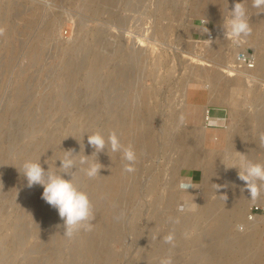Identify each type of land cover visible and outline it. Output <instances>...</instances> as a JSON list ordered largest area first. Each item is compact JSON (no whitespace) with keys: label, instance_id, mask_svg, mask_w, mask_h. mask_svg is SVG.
<instances>
[{"label":"rangeland","instance_id":"374dc122","mask_svg":"<svg viewBox=\"0 0 264 264\" xmlns=\"http://www.w3.org/2000/svg\"><path fill=\"white\" fill-rule=\"evenodd\" d=\"M48 2L51 8L45 6V0H0V264H81L87 261L82 250L88 245L96 251L108 249L112 254L107 262L98 260L96 256L88 264H136L147 250H155L158 245L162 249L173 250L171 255L175 254L176 264H185L187 255L179 251L184 243L200 233L198 229L206 222L193 223L182 231L183 234L180 232L174 248L154 238V233L169 229L167 215L189 217L190 220L199 215L203 200L214 202L222 191L213 189L207 194L202 191L203 163L179 164L178 167L180 148L177 149L176 144L179 134L184 131L200 132L197 134L198 141L195 138V151L202 160L214 155L216 164L211 166L214 176L233 175L235 181H239L234 186H238L244 181L238 178V169H228L222 163L224 154L230 153L234 158L238 157L237 152L247 155L243 146L253 143L261 130L262 123L260 119L255 120V116L264 108V73H256L255 68L251 72L245 69L235 72L231 64L239 49H235L225 37L221 47L231 54L228 61L225 59L228 64L206 49L215 42L216 36L219 38L220 34H224V30L219 28H223L227 9L231 10L234 3L242 0H224L219 22L210 12L198 11L196 0ZM259 11L252 7L251 1L248 8L250 19L255 18L264 38V17ZM204 20L207 21V33L200 30ZM258 45L255 47L247 40L240 49L253 53L257 63L258 52L262 48V44ZM99 55L104 58L98 60ZM211 70L224 74L229 70L230 74L235 73L234 77L243 79L237 77L240 81L227 86L219 85V88H226L223 93H228L222 96L219 88L212 90V82L204 77V73ZM241 71L246 72H242L241 76ZM192 85L203 86L214 93L218 101L212 94L211 97L215 98L216 105L230 104L232 88L239 89L232 91L238 101L229 107L230 111L233 108L235 118H228L223 127L226 125L229 128L231 124L232 128L239 129L238 136L234 138L239 140L241 147H227L234 139L229 135L219 146L223 134L221 129H227H219L222 133L219 136L216 129L213 133L205 128L203 120L207 106L202 105V109L198 105L199 110L197 105L189 104L185 95L186 87ZM197 109L201 113L198 116L195 113ZM117 110L124 114L133 110L135 113H131L133 116L136 114L135 118L140 115L138 118L145 119L147 115V123L150 124L147 127L155 150L140 158L135 172L125 175L124 179L131 181L128 184L136 187V194L129 201L118 200L119 204H115L116 193L113 192L99 196L104 176L117 169L116 162H113L116 156L108 153L111 150L97 155L103 166L100 176L89 180L78 174L79 186L88 193L95 208V227L92 232H81L75 239L69 240L63 236V221L57 210L42 199L43 187H27V180L19 170L25 160L39 158L46 170L49 166L59 168L60 161L57 159L63 157V151L74 149L79 153L81 145V155L84 152V155L91 156L94 149L83 133L102 131L107 135L115 130L111 128L114 116L117 119L124 115L118 114ZM203 112L205 115L202 116ZM199 115L203 120L198 118ZM181 116L184 123L179 125ZM135 133V128L134 132H126L131 138L135 137ZM200 134L207 139L201 140ZM251 153L252 161L264 162V153L260 149ZM184 175L191 177L194 192H181V188L185 187ZM175 182V201L171 202L167 197L169 192L173 193ZM242 183L240 186L245 185ZM150 185H155V189L148 190ZM241 194L245 204L241 218L232 222V230L244 235L247 227L239 230L238 225L244 222L251 204L264 203V196L257 202L252 201L245 186ZM181 197L187 199L183 201ZM186 203L194 211H181ZM106 208H117L119 214L126 213L125 219L117 223L115 231L118 234L109 242L96 237L98 227L103 230V236L111 234L108 229L107 233L104 232L108 227L103 224L108 220L98 216ZM153 213L161 215H156L160 218L159 223L157 218L151 220ZM261 221L264 218L254 221L259 226L258 231L249 235L246 246L251 251L252 264L257 259L264 261V226ZM254 222L248 225L254 226ZM153 227L158 232L152 230ZM232 244L237 247V244ZM158 254L162 258L169 255V251Z\"/></svg>","mask_w":264,"mask_h":264},{"label":"bare ground","instance_id":"6f19581e","mask_svg":"<svg viewBox=\"0 0 264 264\" xmlns=\"http://www.w3.org/2000/svg\"><path fill=\"white\" fill-rule=\"evenodd\" d=\"M251 1L252 0H245L247 8H249ZM195 7L198 11L210 12L215 17L216 22H219L220 21V13H221L222 8L224 7V0H196ZM262 14H263V12H262ZM263 17H264V14H263ZM250 24H251V27L253 29V32H252V35L247 39L248 42L253 44L255 47L258 44H260V46L262 44V46H261L262 51L259 49L260 51L258 52L259 53L258 58L256 57L257 63L255 61V67H254L255 70L254 71L256 73L257 72H259V73L263 72L264 73V43H262V42H264V38L262 37L263 35L261 33L259 24L257 23V21L255 20L254 17L252 19H250ZM198 29H200V28H198ZM219 29L223 30V28H219ZM215 30L217 31V29H215ZM215 33L217 34V32H215ZM220 33H222V32H220ZM223 35L220 34L219 38H217V36H216L215 37L216 38V40H215L216 44H214L215 42L212 41L213 44L208 45V47L206 49L208 50V52L216 53L221 58L220 59L221 62L224 60L223 62L225 63V59L227 60V58H229L230 53H228L225 49H222V47H221V42L225 41ZM100 55L98 56L99 58H100ZM256 55H257V53H256ZM103 58H100L98 60H101ZM129 59H132V58H129ZM211 67H213V66L211 65ZM215 69H216V67H215ZM246 71H248V70H246ZM254 71H252V72H254ZM115 72H117V71H115ZM225 72H226V74L219 72V70H215V71L211 70L209 72L206 71L204 73L205 79L210 80L209 82H212V84H211L212 86H210V88L212 90H214L215 88L216 89L219 88V85L227 86L228 84H230L232 82H238V81H240L239 79H243L242 77L239 78L240 76L239 77L237 76L239 78V79H237V77H234L235 73L230 74L229 70H227ZM242 72L243 71H241L239 74H241ZM245 72H243V73H245ZM249 72H251V70ZM236 74L239 75L238 73H236ZM241 76H242V74H241ZM221 81H223V82H221ZM250 81H248V82H250ZM218 82H219V84H217ZM186 89H187V87H186ZM225 89L226 88H222V87L219 88L220 94L222 96L225 94H228V93H223V91H225ZM236 89L239 90L238 88H236ZM236 89L232 88V90H231L230 94H232V95H230V96L232 99L230 98V100H231V103L229 104L230 107H233V105H235L238 101L237 98L235 97V94L233 96V93H232V91L234 92V90L236 91ZM213 96L215 97V95H213ZM218 96L221 98L220 95H218ZM215 98H217V101H218V97H215ZM215 98L213 100V97H211V99L213 101H216ZM224 98L225 99L228 98V100H229V97H227V96H225ZM220 101H223V100H220ZM227 102H230V101H227ZM190 106L191 105H189L188 107H190ZM196 107L198 108V105ZM200 108H202V106ZM120 109H122V108H120ZM198 109L196 110L197 112H195L197 116L199 113ZM202 109H201V111H202ZM205 109H206V107H205ZM119 110H117V111H119ZM124 110L122 109V111H124ZM133 110L132 111L129 110L130 112H128L127 114L121 113V111H119L120 113H118V114H121V115L124 114V115L123 116L120 115L121 118H117V119H116V116H114L115 117V118H113L114 124L110 123L109 125L113 124V125H111L112 126L111 128L115 129L117 134L120 136L121 142L124 145L127 146L128 144H131L134 146V148L136 149V152H137V156H138V161L136 163V165L138 166V162H139L140 158L144 155L152 154L154 152L155 148H154V143H153L151 132L149 130V127H147V125H148L147 115H146L145 119H143V117L138 118L140 115H138V117L135 118L136 114L134 116L132 115ZM231 110L232 111H230V118L234 119L235 115L233 113V108H231ZM126 111H128V110H126ZM126 111H124V112H126ZM135 111H136V109H135ZM204 112H205V110H204ZM204 112H203L202 116L205 115ZM199 114H201V113H199ZM120 116L118 115L117 117H120ZM200 116L201 115H199L198 118L202 119L201 118L202 116L201 117ZM205 116H204V118H205ZM256 118L258 120L260 119V122L262 123L261 128H260L261 130H260V132L258 131V133H257L258 136L256 135L257 138L254 140L253 143H249L247 145L245 144L246 147L242 145L243 148L246 149L247 156L249 159H251L252 155L250 156V154H252L251 152L254 149H260L264 153V147H261L260 139H259L260 134L264 133V108L262 109L261 112H259L257 114V116H255V120H256ZM140 119L143 120L142 121L143 123H141ZM205 119L204 120L202 119L204 124L206 123ZM247 120L249 121L250 118H248ZM145 121H146V123H144ZM193 123L198 124V122H195V121H193ZM199 123H201V121ZM139 125H141V127H142L141 129L139 128L140 127ZM130 128L133 129V130L132 129L130 130L131 132L132 131L134 132V128H135V131L137 133V134L136 133L134 134L135 137H133V138H131V136H128L129 134H126V132L130 133V131L129 132L125 131V129H130ZM137 128L139 129L138 131L136 130ZM195 128L193 130H196ZM202 128L204 129V125L202 126ZM223 128L227 129V130L221 129V131H223L222 132L223 134L220 133L221 131L219 129H216L217 130L216 133L219 132V136H220V134H222L221 135L222 137H220L221 140L220 141L218 140L219 146L225 141V139L227 138L228 135L231 136V138L238 136L239 129L232 128L231 124H230L229 128H226V125ZM197 130H199V129H197ZM207 130L209 131V129H207ZM191 132L192 131H189V132L184 131L183 133L179 134V136H178L180 138L179 139L180 141L178 140V142L176 144L177 145L176 148L177 149H178V147L180 148L179 149L180 150V156H178L179 158L177 159L178 167H179V164H192V163L194 164V163H196V165H199V164L203 163V165H205V167L203 170L204 174H203L202 181H201V188L203 187L202 191L203 192L205 191V194H207L211 190L217 189V185H219L220 187L218 189H220L222 191L221 192L222 194L214 202H208L206 200H203L200 204L199 210L200 209L201 210H200V213H198L199 215H196L194 218H191L190 220L188 219L189 218L188 216H187L188 218H185L184 216L183 217H181V216L175 217L173 215H167V217H169V222H170L169 229L167 231L161 232L159 234L154 233V235H155L154 238H156L160 242H162V240L165 236L172 233L174 235V242L175 241L177 242L180 238V235L183 234V232H182L183 230H185L188 227L193 226V223H201V222L203 223V221H204V222H206L205 226H200L201 228L198 229V230H201L200 233H198L192 239H190L189 241L184 243L182 245L180 251H179V252H182V254L185 253L187 255V259H186L185 264H238V263H240V264H252V262H251L252 255H250L251 251H249L246 246L249 242L248 241L249 237H250L249 235H251V233H253V232L258 231L257 227H259V226L257 224H255V222H254V226L253 225H247V228L245 230L246 234H244V235L235 233L232 230V222L236 219L241 218L242 206L245 204V199L243 198V195L241 194V190L243 189V187L245 185L244 186L241 185V186H243V187H241L240 183H242V182H240V183H238V186H234V184L236 185V183L239 181L238 180L235 181V178L233 175H231V176L230 175L214 176V174L212 173L211 166H213V164H216V162L214 161L215 156L211 154L209 156H206L208 159H206V157H204V159L202 160L201 156L198 155V153L195 151V138L198 141V135L197 134L200 132H197L196 134L191 133ZM211 132H213V130H211ZM180 135H181V137H180ZM208 135H209V132H208ZM201 138H202L201 140H203V141H205L207 139L204 134L201 135ZM171 140H170V144H172L174 146V144L172 142L173 140L172 141ZM196 144H197V142H196ZM238 144H239V140L234 138L233 141L227 145V147L228 146H235ZM215 146H217V144ZM238 146L241 147V145H238ZM108 153L111 154V151H109ZM112 155L116 156V157L114 156L115 160L113 162H116L115 168H117V169H114L115 171H112L111 173H107V175L104 176V180L102 178L103 182L100 184V187H99V196L103 197L106 195H111L112 192H113V194L116 193L115 200H117V201L114 203L119 204L118 200H128V201L132 200L136 194V189H135L136 187L134 186L133 181H132L133 187H131V184H128V182L130 183L131 181H129V180L127 181L126 179H124L125 175H128V173H125L122 169L123 165H124V161L121 158V154L120 153H113ZM112 155H110V156H112ZM262 163H264V162H262ZM105 166H108V165L106 164ZM174 169H176V168H174ZM174 173H175V171H174ZM129 175H130V173H129ZM132 180H134V178H132ZM174 184H175V189L172 190L173 193L171 192L172 193L171 194L169 192L170 196L167 197L168 198L167 200L171 201V202L175 201V191L177 190V187H176L177 183L175 182ZM242 184H245V182ZM154 186L155 185H152L151 188L149 187L150 189H148V190H151L152 188H154ZM195 186H197V185H195ZM224 196L227 197L226 200H225ZM263 196H264V189H261L260 197H263ZM261 199L260 200L263 201V198H261ZM157 200H158V197H157ZM157 200L155 201V203H157ZM121 203L122 202L120 201V204ZM111 205H113V203ZM113 207H114V205H113ZM118 210H117V208H115V210H111L110 208L109 209L106 208V210L103 213H100L101 211L99 212L98 216L100 219H102L104 217L103 218L104 220H108V221L103 220L105 222V224H103V225H105V227L107 225V227H108V228L104 229L105 230L104 232H106V230L108 229V231L111 230V234L109 233L110 235L108 234L106 236H103V234H104V233H102L103 230H101L100 227H98V230H96V237L105 239L109 242L115 237V234H118L115 231L117 229V223H118L116 221L115 217H117L119 215ZM156 215H160V214L153 213L151 220L153 221L154 219L156 220V218H157L156 221L158 222L160 220V218ZM190 216H192V215H190ZM261 222L260 223L263 224V226H264V221H261ZM197 225H199V224H197ZM154 229H155V227H153L152 230H154ZM195 229L197 230V228H195ZM155 231L158 232L156 229H155ZM150 232H151V230H150ZM180 232H181V234H180ZM150 236H152L151 233H150ZM89 239H90V237H89ZM105 240H103V241H105ZM232 243L237 244V245H235L237 247L234 248V245ZM90 246L91 245L83 247L82 254L86 257L87 261H83V263H81V264H88V262L90 263L92 261V259H95L96 256H97L98 260L101 259L103 261H106L112 255L111 253H109L110 251L109 252L107 251L108 249L101 252L99 250L96 251V249L94 250ZM158 246H157V249H155V250H147L142 255V257L136 261V264H159L160 256L158 253L168 252L170 248L169 249L168 248L162 249V246H159V247ZM171 252H173V250H171ZM174 252H176V251H174ZM179 252L177 254H179ZM234 252H238L237 255L234 254ZM78 253H79V251H78ZM174 255H172L173 264H176L177 261H176V257ZM108 261H110V260H108ZM255 264H264V261L257 259Z\"/></svg>","mask_w":264,"mask_h":264},{"label":"clouds","instance_id":"9594fccd","mask_svg":"<svg viewBox=\"0 0 264 264\" xmlns=\"http://www.w3.org/2000/svg\"><path fill=\"white\" fill-rule=\"evenodd\" d=\"M45 6L51 8L48 0H45ZM252 7L260 10L258 13L264 12V0H252ZM206 20L203 22L202 33H207L205 27ZM224 37L230 41L235 49H240L247 39L252 35L253 29L250 24V16L245 0L234 3L231 10L227 9V15L223 21ZM211 41V40H209ZM237 59H243L244 54L237 52ZM184 118H179L178 124L182 125ZM87 135L88 144L94 149L91 156L81 155V151L76 153L74 149L63 151V157L58 158L60 161L59 168H50L46 170L37 160H25L19 170L27 180V187L39 185L43 187L42 199L50 206L55 208L59 217L63 221V236L69 240L75 239L81 232H92L94 230V221L96 218L94 205L88 193L79 186V176L82 174L87 179H94L100 176V170L103 167L97 155L109 149L112 153H120L124 161L123 171L125 173H133L138 161L136 149L133 145L127 146L121 142L120 136L115 130L105 135L102 131H95ZM260 144L264 147V133L260 134ZM237 152V151H236ZM238 157L234 158L230 153H225L223 164L226 168L238 169V178L245 182V188L250 193V199L256 201L261 195V189H264V163L254 162L248 158L246 154L237 152ZM94 157V159H89ZM69 178H65V177ZM220 186L217 185V189ZM216 189V190H217ZM225 200L227 199L224 196ZM187 209L194 211L187 203L181 207V211ZM125 212H121L115 217L117 222L124 220ZM165 244L175 247L174 235L170 233L163 238ZM159 264H173L171 248L169 255L160 258Z\"/></svg>","mask_w":264,"mask_h":264},{"label":"crops","instance_id":"0c3cea01","mask_svg":"<svg viewBox=\"0 0 264 264\" xmlns=\"http://www.w3.org/2000/svg\"><path fill=\"white\" fill-rule=\"evenodd\" d=\"M185 95L189 100V104L207 106L205 128L209 130L221 129L223 128L225 121L230 118L229 104H214L215 101L211 99V93L209 89H205L200 85H192L187 87ZM184 177L185 178L183 179V181L185 183V187L181 188V192H194L195 189L192 187L193 183L191 181V177L189 175H184ZM185 199L187 198H183L181 200L184 201Z\"/></svg>","mask_w":264,"mask_h":264},{"label":"built area","instance_id":"2783aa9c","mask_svg":"<svg viewBox=\"0 0 264 264\" xmlns=\"http://www.w3.org/2000/svg\"><path fill=\"white\" fill-rule=\"evenodd\" d=\"M211 39V35L208 36ZM237 52L244 54L243 59H237ZM232 69L235 72L240 70H252L255 67V57L253 53L245 49H239L235 52L231 64ZM264 218V203H253L249 206L245 213V220L238 225L239 230H243L248 224L253 223L256 219Z\"/></svg>","mask_w":264,"mask_h":264}]
</instances>
